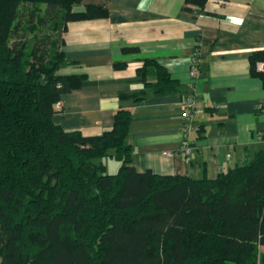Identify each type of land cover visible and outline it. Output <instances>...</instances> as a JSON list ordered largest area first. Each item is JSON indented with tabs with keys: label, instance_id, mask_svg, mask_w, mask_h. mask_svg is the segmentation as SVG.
<instances>
[{
	"label": "trees",
	"instance_id": "trees-1",
	"mask_svg": "<svg viewBox=\"0 0 264 264\" xmlns=\"http://www.w3.org/2000/svg\"><path fill=\"white\" fill-rule=\"evenodd\" d=\"M83 1L0 0V264H264V150L214 178L138 172L129 109L97 135L53 122L86 78L60 49L67 23L108 15ZM249 63L264 84V48ZM138 73L135 102L179 86L155 59Z\"/></svg>",
	"mask_w": 264,
	"mask_h": 264
},
{
	"label": "crops",
	"instance_id": "crops-1",
	"mask_svg": "<svg viewBox=\"0 0 264 264\" xmlns=\"http://www.w3.org/2000/svg\"><path fill=\"white\" fill-rule=\"evenodd\" d=\"M90 2H104L108 15L70 21L62 33L60 49L78 64L69 70L86 78L61 96L55 124L97 135L112 127L118 109L127 108L132 165L161 175L214 178L264 150V84L249 63L251 52L264 48V0H207L201 11L185 0H84L73 10ZM194 51L196 78L189 74ZM146 58L163 65L179 86L149 89L135 102L131 94L144 86L138 68ZM146 78L154 81L155 75L149 71ZM188 94L201 111L183 139L180 110ZM182 144L192 155L180 150ZM166 150L178 152L167 157ZM109 157L101 161L106 169Z\"/></svg>",
	"mask_w": 264,
	"mask_h": 264
},
{
	"label": "built area",
	"instance_id": "built-area-1",
	"mask_svg": "<svg viewBox=\"0 0 264 264\" xmlns=\"http://www.w3.org/2000/svg\"><path fill=\"white\" fill-rule=\"evenodd\" d=\"M259 67L261 68L262 65L260 64ZM199 73V55L197 51H194L190 57V76L192 78H196ZM56 107H60V103L56 104ZM201 111L200 105L198 101L192 94H188L181 102V110H180V117L184 120L183 125L181 127V136L183 139L187 138L188 133L193 130L195 127L191 124V120L194 116H196ZM180 150L184 152L186 155H192V149L187 144H182L180 146ZM178 151L177 150H166L163 151L162 154L167 157H173ZM231 154L228 153V157Z\"/></svg>",
	"mask_w": 264,
	"mask_h": 264
},
{
	"label": "rangeland",
	"instance_id": "rangeland-1",
	"mask_svg": "<svg viewBox=\"0 0 264 264\" xmlns=\"http://www.w3.org/2000/svg\"><path fill=\"white\" fill-rule=\"evenodd\" d=\"M44 7V5H42V8ZM109 156H105L104 158L101 159V161H104L105 159H108ZM109 162H108V168L106 169V172L108 173H114L118 170L120 162L118 160H116L113 157H109Z\"/></svg>",
	"mask_w": 264,
	"mask_h": 264
}]
</instances>
